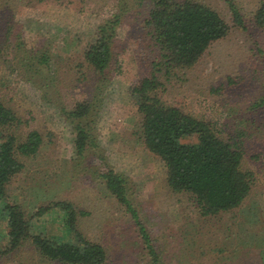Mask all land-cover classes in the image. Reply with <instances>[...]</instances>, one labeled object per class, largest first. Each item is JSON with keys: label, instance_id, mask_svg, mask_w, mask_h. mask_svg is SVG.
<instances>
[{"label": "rangeland", "instance_id": "1", "mask_svg": "<svg viewBox=\"0 0 264 264\" xmlns=\"http://www.w3.org/2000/svg\"><path fill=\"white\" fill-rule=\"evenodd\" d=\"M121 1L0 0V99L27 123L24 136L37 130L43 139L39 152L24 161L23 170L8 185L5 202L22 207L35 226L31 233L71 239L77 231L100 244L106 251L103 264H154L130 213L100 178L110 168L131 180L135 208L158 264H264V141L247 145L255 183L239 208L202 217L186 194L170 191L164 163L139 136L131 87L149 74L157 50L148 29L137 24L133 7L117 30L111 81L95 125L97 147L83 159L76 154L73 126L60 108L71 109L89 98L95 78L84 53ZM198 1L218 11L230 33L192 71L166 83L163 98L199 118L222 117L217 122L225 123V116L241 115L264 91V28L252 22L258 0H233L244 28L234 25L228 0ZM31 52L48 58L43 68L48 88L22 68L23 55ZM57 202L74 207L76 231L66 232ZM42 208L47 211L37 216ZM7 233V222L0 216V249L8 246ZM0 264L61 263L43 259L27 242L0 253Z\"/></svg>", "mask_w": 264, "mask_h": 264}, {"label": "trees", "instance_id": "2", "mask_svg": "<svg viewBox=\"0 0 264 264\" xmlns=\"http://www.w3.org/2000/svg\"><path fill=\"white\" fill-rule=\"evenodd\" d=\"M227 3L234 25L244 28V17L237 5L233 0ZM132 7L139 21L137 24L148 29L146 34L157 50V56L150 60L149 74L131 87L140 118L139 136L144 146L164 163L170 191L186 194L202 217H214L239 208L255 183L247 145L250 141H264V91L241 115L225 116V123L217 122L222 117L217 121L199 118L163 98L166 83L181 72L192 71L210 48L230 33L231 27L225 18L198 0H124L118 3L112 17L99 25L95 40L84 53V60L95 78L89 98L71 109L60 108L62 116L73 126L76 154L83 159L97 147L95 125L103 93L111 81L117 30ZM252 22L255 27L264 28V0H258ZM31 54L21 59L24 72L39 77L41 85L48 88L49 83L43 76L48 58ZM229 84H234V80L229 79ZM26 125L0 99V216L8 227V246L0 249V253L11 252L30 242L47 261L103 264L105 249L78 234L75 229L77 213L71 204L57 202L55 207L63 213L66 232L76 231L75 239L47 237L43 231L31 233L35 226L22 207L5 202L8 185L23 170L24 161L39 152L43 142L37 130L24 136L21 131ZM100 178L108 193L130 213L139 228L144 248L153 263L158 264V255L135 208L131 180L110 168L101 173ZM46 211L39 209L36 215L41 216Z\"/></svg>", "mask_w": 264, "mask_h": 264}]
</instances>
